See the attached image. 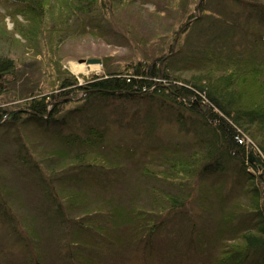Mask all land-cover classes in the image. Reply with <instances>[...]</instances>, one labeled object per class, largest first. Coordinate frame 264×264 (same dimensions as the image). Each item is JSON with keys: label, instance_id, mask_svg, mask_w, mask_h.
I'll use <instances>...</instances> for the list:
<instances>
[{"label": "trees", "instance_id": "obj_1", "mask_svg": "<svg viewBox=\"0 0 264 264\" xmlns=\"http://www.w3.org/2000/svg\"><path fill=\"white\" fill-rule=\"evenodd\" d=\"M13 1L23 20L15 19L14 31H8L0 12V44L5 45L0 73H18L19 61L10 55L14 45L25 50L42 43L55 75L47 80L52 83L48 91L27 89L17 99L24 101L0 103V126L31 122L53 128L66 124L72 107L143 98L171 111L185 135L192 133L183 142L166 141L152 131L132 141H110L106 129L92 126L85 137L62 136L58 146L43 147L40 157L41 150L29 152L25 139L15 159L31 169L28 181L37 189L38 208L23 217L11 205L0 208L5 228L26 256L20 264H226L229 255L175 261L177 240L164 232L177 213L202 199L198 193H210L212 205L224 203V193L233 189L225 192L221 178L226 174L249 195L244 208L253 217L225 230L216 227L214 236L228 232L235 241L232 251L243 255L246 264H264V82L252 81L264 70V32L254 27L264 23V0H158L154 11L136 0ZM128 6L125 32L135 53L125 65L102 76L80 75L81 84L63 68L61 57L50 56L60 52L54 47L59 38L51 36L68 35L73 11L95 7L106 16L108 10L127 12ZM53 12L55 23L47 28ZM112 17L109 24L123 30ZM165 17L173 20L164 24ZM135 24L142 29L136 34ZM203 26L214 30L209 48L197 51L192 39ZM83 27L81 32L94 34ZM105 61L109 68L111 61ZM246 65L257 68L248 74ZM250 150L258 164L248 162ZM241 216L233 212L225 219L229 223ZM191 247L187 254L194 253Z\"/></svg>", "mask_w": 264, "mask_h": 264}, {"label": "rangeland", "instance_id": "obj_2", "mask_svg": "<svg viewBox=\"0 0 264 264\" xmlns=\"http://www.w3.org/2000/svg\"><path fill=\"white\" fill-rule=\"evenodd\" d=\"M136 1L141 2L148 10H159L158 0ZM137 2L133 5L138 4ZM17 5L18 4L13 0H0V12L6 16V27L8 31H14L15 19L19 21L23 20V17L15 11ZM130 7H127V12L119 8L115 11L114 15L108 10L105 13L106 16H103L102 12L96 11L94 9L95 7L87 12L73 11L68 20V35L63 33L62 37H64L62 39H60V36H51L52 39L56 38L57 40V38H59L55 42L56 44L54 47L55 50L58 49L60 52L58 54L51 53L50 56H52L54 60L61 57L63 68L68 69L74 75L78 76V80L81 84L83 83V79L80 75L86 77L92 74L102 76L109 71H113L115 65H125L127 61H131L130 58L133 53H135L134 45L130 43V39H128L125 32L129 30L125 24L129 20L128 11L131 10ZM214 11L217 12V9H214ZM161 13L165 15L166 11H162ZM52 15L53 17L48 20L49 23H45L47 28L55 23L54 12ZM139 15L143 16L142 14ZM112 16H114L115 19H119L118 25L121 26L123 30L120 31L119 29L121 28L117 27L116 29L110 25L111 23L109 20H112ZM166 17L163 20L164 24H168L173 20L172 18L167 19ZM140 19L144 18L141 17ZM144 21L157 24V22L153 20L144 19ZM83 24L94 34L81 32L84 28ZM135 25L134 33L136 34V31L141 32L142 29L138 27L140 25ZM254 27L258 32L259 29L264 32V23L262 28L260 26ZM200 29H202V31L194 34V38L192 39L193 49L197 51L207 50L209 48L210 36L214 30V28H212L211 31L209 26H203ZM217 31L218 30H216L215 33H217ZM131 32L134 36L135 34L133 31ZM15 37L25 42V40L16 33ZM228 41L233 42V40ZM261 41L264 43V38H261ZM42 45L41 43L37 47H28L24 50L21 45L16 44L14 45L15 47L13 46L11 48V57L19 61L18 64L20 65L18 66V73L15 74V76L0 73V90H4L0 95V103L4 104L3 106H13L24 101L17 99H21V95L24 94L27 89V92L35 89L36 93L39 91L45 92L50 89L51 86L49 87V85H52V83L47 80L49 78L51 80L53 78L52 76L55 75V67L51 66L48 61L49 53L47 52L45 42L44 49ZM4 46L5 45L0 44V51L3 50ZM263 46L264 44H261L260 49L264 51ZM188 52L190 54V51ZM198 54L203 55L201 52ZM261 57L264 58V55ZM88 59H99L101 62L99 64L85 63L84 71L79 73L73 72L71 69L72 63L83 64L84 62L81 63L80 61ZM105 60L111 61L109 68H107L106 64L104 65V62L106 63ZM256 68L257 67L254 68L252 65H246L245 71L250 74L254 72ZM255 76L257 75H254L252 81L256 84L258 83V86H260V84L264 82V70L258 75V78ZM255 78L258 81H256ZM32 79L35 81L38 80L36 84L35 82L30 83ZM71 110L72 111L66 116V124L63 126L43 128V126H40L41 124L32 125L31 122H26L21 125L9 124L0 126V175L2 177L0 198L5 202V204L3 203V205H0L1 211L7 207V205H11L17 215H22L23 217L27 212H34L38 208L36 207L39 203V197L36 196L37 189L34 188L33 183L28 181L31 177V172L29 171L31 169H29V167L20 166L16 163L15 159V156L20 152L19 147H21L25 139L27 141L29 140V152L34 151L33 153L36 154L37 151L41 150V154L38 155L40 157L43 152L42 149H44L43 147L49 149L58 146L59 139L62 136L80 135L85 137L88 129L92 126L106 129L110 141H117L120 139L132 141L134 138L140 139L147 131H152L161 135L166 141H190V135H192L191 132L185 135L180 124L171 114V111L161 109L158 104L149 103L143 98L126 102H102L99 106L92 105L85 109H76V107H72ZM52 135L54 136L53 138H51ZM57 136L59 137L57 138ZM24 152L25 149L23 148V153ZM223 179L226 183L225 192L233 188L232 194L224 193L226 197L224 203L217 202V204L212 205L211 194L203 191L198 193V196L202 198L199 202H194L195 204L193 203L190 207H184L181 212L176 214L178 216L180 215L178 218L176 217L167 222L164 232L168 235H172L173 238L177 240L178 244L175 253V261L179 262L183 259L191 261L192 258L206 260L209 256L221 258V256L224 257L229 255L226 264H246V262L243 261V255L237 254L236 251H232L231 245L234 244L235 241L228 232H226L224 236L223 231H219V234L214 236L218 230H225L227 225L228 227H233L239 223L245 224L250 222L253 217L247 213V211L249 212L248 208H244L250 204V199L249 195L247 196L245 191L242 190V184L236 183V179H232L230 174L224 175L221 180ZM16 193H19V199ZM219 196H221V194L217 196V200ZM212 209L213 211L210 212ZM233 212H237L239 215L243 214V216L234 222L227 223L226 219H230ZM245 212L249 215V219H247L248 216L244 217ZM225 217L227 218L225 219ZM2 218L0 217V264L23 263L25 262L26 256L23 255V251L12 238V233L5 228L4 224L6 220L4 221V218ZM216 227L217 231L214 230ZM187 247H191L194 253L187 254ZM195 249L199 251L197 252Z\"/></svg>", "mask_w": 264, "mask_h": 264}, {"label": "water", "instance_id": "obj_3", "mask_svg": "<svg viewBox=\"0 0 264 264\" xmlns=\"http://www.w3.org/2000/svg\"><path fill=\"white\" fill-rule=\"evenodd\" d=\"M81 63L85 62L87 64H99L101 61L99 59H88V60H81ZM248 160L250 163H257V158L254 156L253 152L249 153Z\"/></svg>", "mask_w": 264, "mask_h": 264}, {"label": "bare ground", "instance_id": "obj_4", "mask_svg": "<svg viewBox=\"0 0 264 264\" xmlns=\"http://www.w3.org/2000/svg\"><path fill=\"white\" fill-rule=\"evenodd\" d=\"M71 69L73 70V72L75 73H79L81 71L85 70V63L83 64H76V63H72L71 64Z\"/></svg>", "mask_w": 264, "mask_h": 264}]
</instances>
